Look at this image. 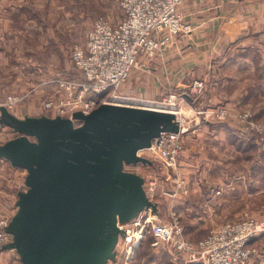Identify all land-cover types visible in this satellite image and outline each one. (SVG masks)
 Segmentation results:
<instances>
[{
  "label": "rangeland",
  "instance_id": "obj_1",
  "mask_svg": "<svg viewBox=\"0 0 264 264\" xmlns=\"http://www.w3.org/2000/svg\"><path fill=\"white\" fill-rule=\"evenodd\" d=\"M31 1V45L27 43V49L11 47L0 50V103L5 102L8 96L17 97L18 101L10 111L21 118L47 115L42 110L44 102L57 97L61 91L56 81L78 76L72 51L76 46L82 48L86 46L87 35L98 19L117 24L124 18L119 0ZM15 25L20 26L21 22ZM28 25L27 13V30ZM245 40H247L243 41L246 44L245 48L236 49L233 46L226 51L230 59L224 65L217 64L209 69L207 67L193 69L190 72L196 70L195 75L185 73V79L178 83L183 85L182 87H168L160 99L154 100L162 101L168 93L176 91L186 94L195 80L205 82L204 93L198 100L195 102L181 100L185 103L180 105V109L189 122V131L183 137V150L186 136H190L188 142L192 143L194 137L200 134L208 135L209 129L216 131L221 123L231 129L230 136L227 135L226 138L227 142L230 140L233 142V146L226 150V154L234 158L228 159L215 152L209 159L214 162L222 160L221 163L228 167L229 174L232 172L233 174L226 183L223 181L227 175L219 177L218 180L216 178L211 180L210 184L204 183L205 188L222 187L221 195L218 192L214 193L222 199V206L206 211L207 214L201 208L187 210L183 202L186 199L177 201L181 189L174 178L175 173H180L181 177H184L186 172L189 177H193L196 171L203 172V167L191 164V169L187 171L185 169L183 173L179 161L175 170H167L163 168L162 161L157 158L151 159L153 164L149 167V172L160 178L154 191L156 195L154 202L160 201L158 217L163 222L179 220L187 232V239L194 243L227 222L244 217L264 220V133L252 128V122L256 124L264 122V37ZM140 66L134 67L130 77L120 84L115 92L117 95L141 99L133 95L130 88L134 86L131 85L134 84L133 75L138 74ZM107 97L105 95L104 98ZM219 108H225L228 112L223 121L206 115L207 111L210 113L211 110ZM245 114L250 118L247 122H242L240 117ZM203 125H206L204 130L201 128L197 130ZM15 136L10 128L0 126V145ZM212 170L210 171L216 173V169ZM205 171L208 172V169ZM26 174L25 170L12 167L8 161H0V208L3 214H15L16 211L13 210L16 209L18 193L26 190ZM190 186H197L191 188L194 193H199L201 188H204L202 184L198 186L191 183ZM173 189L177 191L176 197L164 194L165 190ZM174 212L175 217L172 216ZM154 238L147 234L133 251L128 250L127 245L121 242L117 246L116 261H110L108 264H199L187 263L167 245L162 243L156 245ZM250 246L260 250V254L251 259L249 264H264V235L257 237L256 242ZM19 263V256L15 250H0V264Z\"/></svg>",
  "mask_w": 264,
  "mask_h": 264
},
{
  "label": "water",
  "instance_id": "obj_2",
  "mask_svg": "<svg viewBox=\"0 0 264 264\" xmlns=\"http://www.w3.org/2000/svg\"><path fill=\"white\" fill-rule=\"evenodd\" d=\"M0 126L16 136L0 145V161L27 172L6 231L19 264H108L127 224L160 205L144 177L127 165L152 166L140 155L162 132L181 130L167 111L103 103L89 114L16 116L0 107Z\"/></svg>",
  "mask_w": 264,
  "mask_h": 264
},
{
  "label": "built area",
  "instance_id": "obj_3",
  "mask_svg": "<svg viewBox=\"0 0 264 264\" xmlns=\"http://www.w3.org/2000/svg\"><path fill=\"white\" fill-rule=\"evenodd\" d=\"M188 1L119 0L123 20L112 24L101 18L94 23L87 35L86 46H76L72 51L78 76L56 81L61 91L57 97L46 100L42 110L53 117H72L75 112L89 114L101 104L111 103L174 113L181 130L178 133L162 132L153 139L151 147L141 151L140 155L150 160L157 158L162 161L164 169L175 170L183 152V137L189 131V122L180 109L179 101L198 100L204 93L205 82L195 80L186 94L171 92L162 101L129 98L115 92L141 60L162 56L179 37H188L193 33V25L186 21L180 11V7ZM105 95L108 97L104 98ZM17 101V97L8 96L0 107L6 106L10 110ZM206 115L223 121L228 112L225 108H219L210 113L207 111ZM249 118L248 114L240 117L242 122H247ZM252 128L264 133V122H252ZM149 167L127 165L125 170L141 174L145 179L147 196L151 201H156L154 191L160 178L152 175ZM174 178L178 188L187 193L185 178L180 173H175ZM164 194L176 197L177 191L165 190ZM13 215L3 214L0 208V247L12 240L6 227ZM172 216L175 217L176 213H172ZM120 227L126 236L120 238L118 246L124 242L127 249L133 251L147 234H151L156 238V245L165 244L187 263L199 264H249L260 254V250L250 244L264 235V220L244 217L223 224L194 243L187 239L179 220L163 222L151 209L144 210L138 218Z\"/></svg>",
  "mask_w": 264,
  "mask_h": 264
},
{
  "label": "crops",
  "instance_id": "obj_4",
  "mask_svg": "<svg viewBox=\"0 0 264 264\" xmlns=\"http://www.w3.org/2000/svg\"><path fill=\"white\" fill-rule=\"evenodd\" d=\"M31 4V0H0V50L11 47L27 49V43L31 45ZM180 11L186 21L193 25V33L188 37H179L162 56L141 60L138 74L133 75L134 84L131 85L134 86H130L133 95L147 101L160 99L166 88L183 86L178 83L185 79V73L195 75L196 70L190 71L201 67L209 69L217 64L224 65L230 59L227 57V50L233 46L236 49L245 48V38L256 40L264 37V0H189L180 7ZM18 20L21 22L20 26L15 25L19 23ZM221 124L216 131L209 129L206 136L200 134L194 137L192 143L188 142L190 136L185 137L184 150L179 159L180 170L184 173L185 169H191V164L204 169L203 172L196 171L193 177H189L187 172L184 175L188 192L179 190L177 201L186 199L183 202L187 210L201 208L207 214L209 210L218 209L223 204L222 199L214 194L220 192L221 195L222 187L205 188L204 184H210L211 180H218L223 175H227L223 183L229 182L233 174H229L228 167L221 163L222 160L214 162L209 159L215 152L228 159L234 158L226 154V150L233 146V142H227L226 138L231 129L224 123ZM205 126L197 130H204ZM207 169L208 172L205 171ZM214 169L216 173L210 171ZM191 183L198 186L202 184L204 188L199 193H194L191 188L197 186H190ZM185 234L188 236L187 232Z\"/></svg>",
  "mask_w": 264,
  "mask_h": 264
},
{
  "label": "bare ground",
  "instance_id": "obj_5",
  "mask_svg": "<svg viewBox=\"0 0 264 264\" xmlns=\"http://www.w3.org/2000/svg\"><path fill=\"white\" fill-rule=\"evenodd\" d=\"M181 102H182V101H181ZM179 103H180V102H179ZM183 103H185V102H182V104H181V105H183ZM188 106H189V105H188ZM182 107H183V106H182ZM138 236H139V234H138ZM137 242H138V241H137ZM137 245H138V244H137ZM137 245H136V246H137ZM136 246H135V247H136Z\"/></svg>",
  "mask_w": 264,
  "mask_h": 264
},
{
  "label": "trees",
  "instance_id": "obj_6",
  "mask_svg": "<svg viewBox=\"0 0 264 264\" xmlns=\"http://www.w3.org/2000/svg\"><path fill=\"white\" fill-rule=\"evenodd\" d=\"M153 236V235H152ZM154 237V236H153ZM155 239V238H154Z\"/></svg>",
  "mask_w": 264,
  "mask_h": 264
}]
</instances>
